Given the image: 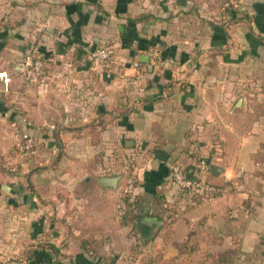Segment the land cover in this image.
<instances>
[{
  "label": "crops",
  "instance_id": "obj_1",
  "mask_svg": "<svg viewBox=\"0 0 264 264\" xmlns=\"http://www.w3.org/2000/svg\"><path fill=\"white\" fill-rule=\"evenodd\" d=\"M239 5L250 23L225 26ZM1 25L0 264L50 244L60 254L38 264H96L81 245L99 235L129 259L135 242L163 262L264 264V0H0ZM105 45L117 53L99 73L90 53ZM30 137L39 149L24 160L16 148ZM126 155L133 174L104 173ZM203 159L230 190L185 199L170 167ZM107 177H121L117 191L101 187ZM127 192L142 217L120 228Z\"/></svg>",
  "mask_w": 264,
  "mask_h": 264
},
{
  "label": "built area",
  "instance_id": "obj_2",
  "mask_svg": "<svg viewBox=\"0 0 264 264\" xmlns=\"http://www.w3.org/2000/svg\"><path fill=\"white\" fill-rule=\"evenodd\" d=\"M31 53V52H30ZM117 50L114 46L105 45L94 48L90 53L92 67L99 73H104L109 67L111 61L116 56ZM139 65L136 64V67ZM31 71L27 73L26 79L30 82H38L44 76L46 63L43 59H37L31 64ZM6 74H0L3 78ZM8 81L7 79H5ZM36 142L34 138H27L20 145V154L22 158H28L35 154ZM212 167L205 159L200 160L196 165V170L191 171L190 175L185 168L179 165L170 167V177L174 187L185 199L187 196H205L211 200L216 196L225 195L229 192V187L218 186L209 181ZM193 176V177H192ZM176 216V215H175Z\"/></svg>",
  "mask_w": 264,
  "mask_h": 264
},
{
  "label": "rangeland",
  "instance_id": "obj_3",
  "mask_svg": "<svg viewBox=\"0 0 264 264\" xmlns=\"http://www.w3.org/2000/svg\"><path fill=\"white\" fill-rule=\"evenodd\" d=\"M240 6H242V5H239L237 7V9L238 8L242 9L243 15H249L248 10L247 9L246 10L243 9V7H245V6L243 5L242 8ZM0 27L6 28L7 25H3V26L1 25ZM30 55H31V53H28V56H30ZM37 59H40V58H36L33 61H31V63L28 64V66L30 67V71L32 69L31 64H33L34 61L37 60ZM24 140L21 141L20 145L23 143ZM20 145L16 149H17L20 157L22 158V156L20 154L21 152H20V149H19ZM132 155H130V156L126 155V158H124V156H122L121 157L122 160H120L119 158H115V160L110 161V163H114V166L116 167V170L114 172H104V173H106V175H108V174H112L113 175V174H115L117 172L120 173L121 171L123 172V170H125L126 173H132L133 174V170L135 168V164L133 162L134 157ZM34 156H36V155H34ZM34 156L28 157V158H22V159L27 160V159L33 158ZM10 163H12V162L11 161L8 162V164H10ZM9 168H11V165H9ZM119 173H117V174H119ZM128 175H130V174H128ZM130 177H135V176L131 175ZM133 182H132V184H133ZM136 183H138V182H136ZM132 184L130 183L129 187ZM134 187H135V185H134ZM123 202H124V198H123V196H121L120 204H122V205L118 208V220H119L120 228L123 227L124 225H126L127 221H134L135 218L133 219L132 216H134V215L138 216V213L137 214L135 213L136 209L133 210L132 207H131V209H129V210H131V212L128 215V213L126 211L127 208L124 207V203ZM133 204H135V205H133L134 207L137 205V198L135 200H133ZM101 236H102V238H101ZM130 236H131V239H133V237H135L136 235L132 231L130 233ZM110 237H105V235H99L96 239H92L90 237L83 239L82 245H81L83 250L85 251L86 254L90 255V257H92L94 260H97L96 264H103V262H106V260L111 262L110 264H196V262L195 261L192 262V260L191 261L184 260V261L180 262L181 261L180 259L178 261H172V262H166L165 261V262H163V261H161L162 257H163V253H162L163 249H159V248H158V250L155 249L156 250V253H155L156 256H153V255L152 256H147V257L144 256V257H141L139 259L138 254L141 251L146 250V253H149V254L151 253L152 254V253H154L155 250L153 248V245H149L148 249H146V246L143 243L138 245L135 242L132 243V248H131V255L132 256H130V259H129V258H127V256L121 255V254H124L123 252L126 250V247H124L123 245L121 246V245L117 244V245H115L114 249H108V250L104 249L107 246L102 244V242L108 243V240L110 239ZM128 248H130V247L128 246ZM115 250L116 251H120L121 254L119 256H117L118 254L114 253ZM125 253H127V252H125ZM197 264H205V262H198Z\"/></svg>",
  "mask_w": 264,
  "mask_h": 264
},
{
  "label": "trees",
  "instance_id": "obj_4",
  "mask_svg": "<svg viewBox=\"0 0 264 264\" xmlns=\"http://www.w3.org/2000/svg\"><path fill=\"white\" fill-rule=\"evenodd\" d=\"M226 16H227V21L226 23L224 24L225 26L229 27V26H232V25H236L238 23H241V22H244V23H250V16L249 15H243L242 13V9H237V8H234V7H231V6H228L226 8ZM134 23H137V21H132ZM36 83V82H35ZM160 100V96L156 97L154 99V101H158ZM35 140V139H34ZM36 142V140H35ZM38 149H39V144L36 142V146H35V151L36 153L38 152ZM35 154H32L30 157L36 155ZM4 167L7 169H9V165L10 164H6V163H3ZM12 166V165H11ZM14 167V166H12ZM186 171L189 173L191 172L190 170L186 169ZM190 175H192V173H189ZM193 177V176H192ZM124 207L127 208V213L128 215L130 214L131 210V207L133 208V210L135 209L133 205V200H135V198L133 197L132 193H125L124 195ZM129 211V212H128ZM127 215V214H126ZM142 216H135V219L136 220H139L141 219ZM176 216L174 214H170L169 217H168V221L169 222H174ZM127 219V218H126ZM134 219V217H133ZM37 253H45V254H52V255H59L60 254V249H58L56 246L54 245H45V246H40V249H37L35 252H33L32 254V259L28 260V262L26 264H38V262L36 261V256H37ZM215 262L217 264H229V259H227V254H222L220 255L218 258H215ZM111 262L107 261L106 262H103V264H110ZM7 264H22L20 262H17V261H12V262H9Z\"/></svg>",
  "mask_w": 264,
  "mask_h": 264
},
{
  "label": "water",
  "instance_id": "obj_5",
  "mask_svg": "<svg viewBox=\"0 0 264 264\" xmlns=\"http://www.w3.org/2000/svg\"><path fill=\"white\" fill-rule=\"evenodd\" d=\"M242 101H239L238 104H240ZM165 157V159H164ZM159 160L166 162V156L164 154H159L158 155ZM216 168H212V171L215 170ZM121 177H107V178H102L100 179L101 187L105 190H112V191H117L119 189V183H120ZM143 223L153 225V224H161V221L153 218V217H148L143 220Z\"/></svg>",
  "mask_w": 264,
  "mask_h": 264
}]
</instances>
